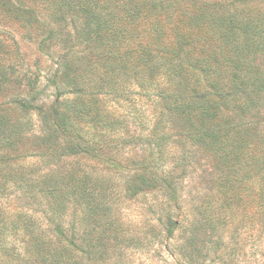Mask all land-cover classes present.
Returning a JSON list of instances; mask_svg holds the SVG:
<instances>
[{
	"label": "trees",
	"instance_id": "trees-1",
	"mask_svg": "<svg viewBox=\"0 0 264 264\" xmlns=\"http://www.w3.org/2000/svg\"><path fill=\"white\" fill-rule=\"evenodd\" d=\"M258 1L264 0H240L238 17L227 5L209 21L213 4L198 0H0V25L29 37L45 28L40 45L51 42L58 55L49 82L59 94L66 86L75 93L64 109L55 103L41 144L22 139L32 127L11 124L20 158L48 161L52 153L67 161L18 168L20 190L43 206L32 221L17 216L19 230L31 226L27 245L35 262L108 263L119 244L112 234L134 223L125 219L123 199L149 197L161 225L181 226V183L198 151L218 166L223 196H235L249 180L264 196V8L252 5ZM1 49L0 85L18 60ZM36 79L28 77L30 92L14 99V108H39ZM112 96L134 107L144 98L150 103L125 114L106 106L108 98L118 102ZM135 124L137 132L130 130ZM46 141L55 144L40 150Z\"/></svg>",
	"mask_w": 264,
	"mask_h": 264
},
{
	"label": "rangeland",
	"instance_id": "rangeland-1",
	"mask_svg": "<svg viewBox=\"0 0 264 264\" xmlns=\"http://www.w3.org/2000/svg\"><path fill=\"white\" fill-rule=\"evenodd\" d=\"M198 1L213 4L206 9L205 18L209 21L213 15L220 14L218 9L227 8V5L233 15L240 16V11L234 9L240 10V0ZM214 2H220V6ZM252 5L256 9L264 8V1ZM13 28L0 25V47L6 57L18 59L13 75L0 85V115L8 124L3 126L0 120V264H41L35 262L28 249L31 226L24 231L19 230L17 216L22 214L32 221L41 216L43 206L20 190L18 168L22 163L30 169L50 163L65 166L67 161H58L52 153L46 156L48 161H42L38 155L20 158L12 126H17L18 122L26 123L32 128L22 139L29 146L41 144L38 138L43 136V131H48L49 126L43 122L51 119L54 106L57 107L55 103L64 109L65 105L75 101V93L69 92L71 88L66 86L65 91L59 94L49 82L57 68L58 55L57 46L50 45L51 42L40 45L41 39L47 35L45 28L39 29L38 33L33 31L30 37ZM1 48L0 54L3 52ZM28 77L38 79L35 83L39 90L36 102L39 108L24 111L14 108V99L28 96ZM111 99L118 102L114 104L108 98L106 106L109 109L117 106L123 113L131 115L150 103L144 98L134 107L124 96H112ZM139 128L135 124L130 130L137 132ZM44 144L46 146H41L40 150L55 143L46 141ZM219 174L218 166L210 155L203 151L194 154L181 181L182 202L186 209L176 214L181 226L173 230L161 225L157 220L159 214L148 209L149 197L123 199L125 219L134 223L112 234L119 244L110 249L108 263L98 261L97 264H264V196H258L257 187L249 180L235 196L225 197L219 192L220 188L223 189L218 183Z\"/></svg>",
	"mask_w": 264,
	"mask_h": 264
}]
</instances>
